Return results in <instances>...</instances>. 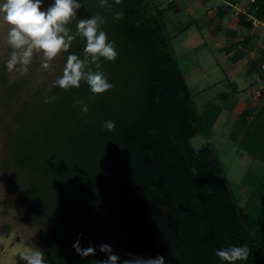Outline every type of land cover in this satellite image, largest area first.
<instances>
[{"label": "trees", "instance_id": "16d2710c", "mask_svg": "<svg viewBox=\"0 0 264 264\" xmlns=\"http://www.w3.org/2000/svg\"><path fill=\"white\" fill-rule=\"evenodd\" d=\"M239 1L222 0L219 19ZM82 2L68 25L75 38L64 63L70 53L86 55L77 18L99 13L118 52L115 60L101 58L114 87L93 93L83 80L68 89L55 85L22 105L12 134L14 163L33 176L27 197L48 219L46 264H97L107 258L102 243L121 260L163 255L166 264H231L216 249L246 244L248 258L235 264H264V169L248 179L241 206L216 150L190 145L197 132L210 134L223 108L209 102L201 113L196 107L166 33V14L179 11L176 2L164 8L152 0ZM116 11L124 16L116 18ZM249 17L264 20V0H249L237 24L251 30ZM242 57L238 51L232 61ZM247 74L264 82V50ZM17 90L10 85L7 99ZM77 100L88 104L87 113ZM107 120L115 121L111 131ZM229 138L264 165V103L243 109ZM78 239L96 252L78 253Z\"/></svg>", "mask_w": 264, "mask_h": 264}, {"label": "rangeland", "instance_id": "374dc122", "mask_svg": "<svg viewBox=\"0 0 264 264\" xmlns=\"http://www.w3.org/2000/svg\"><path fill=\"white\" fill-rule=\"evenodd\" d=\"M152 1L160 8L171 1L178 5L179 11L166 14V33L197 109L204 112L209 102L223 108L210 134L197 132L190 145L194 151L205 146L216 150L229 183L244 206L248 199L247 181L260 175L264 165L240 150L229 138V132L243 109H257L264 103V82L247 74L251 63L264 50V31L237 24L238 13L245 10L249 0L241 1L223 19L218 16L222 0ZM47 5L45 0L44 6ZM8 27L0 22V264H27L25 257L31 249L39 248L44 253L49 246L48 219L45 213L35 211L36 200L27 197L33 176L15 165L12 134L22 105L44 98L62 75L64 52L50 62L49 69L41 67V56L37 54L26 75L9 72L6 62L12 49L6 39ZM245 39L248 41L243 44ZM230 47L236 50L222 51ZM238 51L243 57L234 62L232 58ZM14 84L18 90L7 99L6 90Z\"/></svg>", "mask_w": 264, "mask_h": 264}, {"label": "clouds", "instance_id": "9594fccd", "mask_svg": "<svg viewBox=\"0 0 264 264\" xmlns=\"http://www.w3.org/2000/svg\"><path fill=\"white\" fill-rule=\"evenodd\" d=\"M44 5L45 0H0V22L9 26L6 39L12 49L6 62L9 72L26 75L37 54L41 56V67L49 69L50 62L70 48L75 37L68 25L77 17L78 10L84 7L82 0H51L46 7ZM114 15L121 18L124 12L116 11ZM104 23L105 20L99 13L87 18H77L76 30L86 41V55L82 57L73 52L67 56L62 75L54 82L56 86L64 89L79 87L83 80L93 93H103L114 87L107 73L101 68V58L112 61L118 56L115 41L109 39L102 27ZM76 103L81 106L82 112L89 111L86 102L77 100ZM104 127L111 131L115 127V121H105ZM79 245L78 239L73 246L83 256L96 252L95 246L81 248ZM99 251L106 253L107 258L97 261V264H166L163 255L154 258L136 256L121 260L108 243L100 244ZM215 255L222 261L235 264L238 260L244 261L248 258L249 248L246 244L230 245L216 249ZM25 259L27 264H46L39 248L31 249Z\"/></svg>", "mask_w": 264, "mask_h": 264}, {"label": "built area", "instance_id": "2783aa9c", "mask_svg": "<svg viewBox=\"0 0 264 264\" xmlns=\"http://www.w3.org/2000/svg\"><path fill=\"white\" fill-rule=\"evenodd\" d=\"M253 25V28H261L264 31V20H257L253 17L248 18Z\"/></svg>", "mask_w": 264, "mask_h": 264}, {"label": "crops", "instance_id": "0c3cea01", "mask_svg": "<svg viewBox=\"0 0 264 264\" xmlns=\"http://www.w3.org/2000/svg\"><path fill=\"white\" fill-rule=\"evenodd\" d=\"M241 1H243V0H240L239 1V3L234 7V10H235V8L241 3ZM247 3H248V1H247ZM247 5V4H246Z\"/></svg>", "mask_w": 264, "mask_h": 264}]
</instances>
